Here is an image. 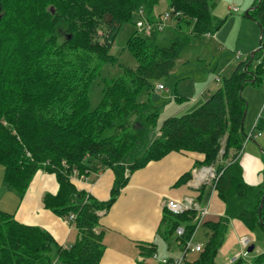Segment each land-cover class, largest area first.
<instances>
[{
	"label": "trees",
	"instance_id": "16d2710c",
	"mask_svg": "<svg viewBox=\"0 0 264 264\" xmlns=\"http://www.w3.org/2000/svg\"><path fill=\"white\" fill-rule=\"evenodd\" d=\"M159 2L0 0V165L5 170L4 182L24 195L39 171L55 174L59 191L45 195V207L65 221L75 215L72 226L78 234L75 244L66 249L46 231L22 225L14 215L0 211V264H100L105 252L104 232L99 230L101 214L109 211L134 172L173 153L201 155L203 160L195 163L194 170L213 167V185L226 207L225 218L204 222L202 228L209 231L204 250L198 259H185L184 264H218L216 258L232 220L242 222L250 232L264 233V183L247 184L240 164L248 110L243 90L264 82V34L262 49L252 62L251 55L240 61L201 106L166 119L160 127L151 91L171 75L190 35L212 36L222 29L226 20L213 14L216 5L212 0H170L171 11L178 14L174 22L179 33L171 46L157 44L159 32L143 38L136 33L128 49L138 68L120 65L125 71L121 78L101 81L102 67L117 64L112 49L123 24L141 11L156 22L153 13ZM251 9L252 21L264 30V0H256ZM186 27L193 28L191 34L184 32ZM99 84L105 86L103 99L93 110L91 94ZM135 116L144 123L131 129ZM117 121L126 124L119 127L121 134L110 135ZM155 129L161 132L159 138L154 136ZM99 168L112 169L116 176L106 202L79 191L71 181L74 170L83 176ZM191 179L189 172L179 184ZM204 190V186L198 190V200ZM165 212L164 222L170 225L167 236L176 235L178 227L185 228L184 236L177 237L184 253L195 233L198 213L174 216ZM141 248L147 257L156 254L155 247ZM231 264H244V260L238 258ZM254 264H264V253Z\"/></svg>",
	"mask_w": 264,
	"mask_h": 264
},
{
	"label": "crops",
	"instance_id": "0c3cea01",
	"mask_svg": "<svg viewBox=\"0 0 264 264\" xmlns=\"http://www.w3.org/2000/svg\"><path fill=\"white\" fill-rule=\"evenodd\" d=\"M239 53L242 54V52ZM219 82H221L220 79ZM204 95L202 93V97ZM197 101L199 100H194L195 103ZM261 106L264 112V100L258 104L259 108ZM183 110L185 109H176L173 116H177ZM254 116L255 114L251 120L252 126L255 123ZM245 126L246 122L244 132ZM256 130L257 128L250 133L256 138L244 144L240 155L244 179L251 186H261L264 183V143L260 142L262 134H258ZM250 144H252L251 148ZM202 160L203 157L199 154L173 153L159 162L150 163L130 176L127 185L120 191L109 211L101 214L99 230L104 232L105 252L100 264H162L164 261H176L183 258V249L177 239L174 242L169 238L171 236L166 235L170 230V225L169 222H164L165 211H167L164 204L168 200L183 202L187 198L193 199L199 208L208 209L209 214L205 222H218L226 217L225 204L219 199L213 180L205 181L200 187L195 183L194 165ZM206 168L208 167L204 166L200 170ZM189 172H192V179L184 185L179 184L180 179ZM207 172L205 171L203 176ZM115 179L114 171L109 168L102 170L99 168L83 176H71L76 189L100 202L110 199ZM202 186L205 190L202 199L198 200L200 195L198 190ZM58 191L59 184L56 175L47 171H39L27 192L24 195L19 193V197L14 202L16 206L0 211L14 215L15 220L22 225L46 231L60 246L69 249L77 240L76 229L48 210L44 204L45 195L54 196ZM202 229L204 228L201 227L197 231L193 242L204 246L207 235L204 234L205 239L199 238V232ZM204 230L207 234L209 233L207 229ZM257 232H250L242 222L232 220L225 243L216 258L217 263L231 264L241 258L244 264H254V259L262 254V249L257 248L254 243L258 242L264 246V241L259 240ZM244 238L250 241V245L255 246L253 256L252 253L244 256L247 250L242 245ZM142 246L155 247V256L147 257ZM199 254L189 252L185 259L194 261L198 259Z\"/></svg>",
	"mask_w": 264,
	"mask_h": 264
},
{
	"label": "rangeland",
	"instance_id": "374dc122",
	"mask_svg": "<svg viewBox=\"0 0 264 264\" xmlns=\"http://www.w3.org/2000/svg\"><path fill=\"white\" fill-rule=\"evenodd\" d=\"M212 1L216 5L213 14L219 19L226 20V22L222 29H220L215 35L201 37L190 35V43L180 53L175 69L168 78H165L160 82V84L164 86V90L158 91L156 88L157 84L152 89L150 99L152 104L159 109L157 127H160L166 119L175 117L173 114L178 108L185 109L177 115L182 116L191 113L193 110L201 106L205 102V98L211 96L221 87V82L217 83L216 79L219 78L222 81L224 77H229L236 65L240 61L246 60V58L259 47L261 35L260 28L254 21L246 17V13L252 8V5L256 0ZM232 8H237L238 12H234ZM171 14L170 0H160L159 4L154 9L153 16L156 21L162 19L166 26L164 31L160 32L157 41V44L162 48L170 47L172 41L179 34L176 31L177 24L173 19L165 21L166 16ZM143 18L144 17L141 15L135 14L131 21L123 24L115 38L112 49V55L117 60V64L114 66L105 65L102 67L101 81L104 79L111 81V79L121 78L125 71L120 65H124L131 70H136L138 68V61L128 49V42L136 33L142 38L146 37V33L137 28V24L144 21ZM147 20L149 19L147 18ZM192 30V27L188 30L186 27L184 32L191 34ZM239 52H242V57L241 59H236L235 56H237ZM102 84H99V86H97V84V87L92 91L91 105L93 110L99 106L103 99L102 91L105 86ZM202 93L205 94L203 97ZM243 97L248 104V116L246 117L244 132L247 137H245L244 144L256 138L255 135H250L255 128H257L256 131L258 134H262L260 142L264 143V112L262 106L260 108L258 107V104L264 100V82L258 87L250 85L246 86L243 90ZM177 98L185 100L178 101ZM195 99L199 101L195 103ZM146 100L147 98L142 99V102ZM254 114L255 123H253L252 126L251 120ZM143 123L144 120L141 117L139 118L135 116L131 119L129 127L131 129L139 128L138 126ZM123 124H126V122H115V126L110 132V135L114 133L121 134V129L119 127H123ZM156 130L158 129L154 130L155 138ZM127 133L128 131H126L125 134ZM152 138L153 136L151 135L150 139ZM151 141H153V139ZM249 146L251 148L252 144ZM206 169H210L212 174L215 175L213 167H208ZM4 171V167L0 165V210H9L16 206L14 202L20 194L4 182ZM196 171H198L199 176L201 170L199 169ZM213 179L212 177H209L205 181L208 182ZM257 233L259 240L264 241V233L260 230ZM204 234L207 235V232L202 229L199 232V238L201 240L205 239ZM169 238L173 239L175 242L177 235ZM254 245L257 248H261L262 253H264V246L258 242L254 243ZM254 254L255 252L252 253V256Z\"/></svg>",
	"mask_w": 264,
	"mask_h": 264
},
{
	"label": "built area",
	"instance_id": "2783aa9c",
	"mask_svg": "<svg viewBox=\"0 0 264 264\" xmlns=\"http://www.w3.org/2000/svg\"><path fill=\"white\" fill-rule=\"evenodd\" d=\"M232 10L234 12H238L237 8H232ZM139 15H141L144 21H141L137 24V28L146 33L147 35H150L152 32H163L165 29V23L162 21V19H160V21H156V22H151L150 20H147V16L145 15L144 11H141L139 13ZM178 16V14H174L172 11L171 15H167L165 21L168 20H174L176 19V17ZM242 56L241 53H239L236 57L240 58ZM217 82H219V79H216ZM157 90L161 91L164 90V86L159 84L157 85ZM155 135L156 138H159L161 136V132L159 130L155 131ZM251 137V136H250ZM205 171H208L205 176L204 173ZM73 175H79L78 172L74 171ZM195 177V183L197 186H201L206 179H208L209 177L215 178V175L212 174V172L207 169H203L199 172V176H198V171L194 172ZM165 209L171 213L174 216H181L184 215L187 212L190 211H197L198 216L196 218V230L194 235L192 236V238L188 241V243L185 245V251H184V257L186 256V254H188L189 252H197V253H201L204 250V246L200 245V244H194V237L197 233V231L203 226L206 217L208 216V209L207 208H199L196 203L193 201V199L187 198L185 199L183 202H178L175 200H168L167 202H165L164 204ZM76 216L75 215H71L69 220L66 221L70 226L73 225V222L75 221ZM73 227V226H72ZM185 234V228L184 227H178L176 230V235L177 237H183ZM242 245L245 247V249H248V247L250 246V241L247 238L242 239ZM248 252L246 250V252L244 253V256H248ZM181 258L178 259L176 261H174L173 264H184V260L185 258ZM162 264H169V261H164Z\"/></svg>",
	"mask_w": 264,
	"mask_h": 264
},
{
	"label": "water",
	"instance_id": "95a60500",
	"mask_svg": "<svg viewBox=\"0 0 264 264\" xmlns=\"http://www.w3.org/2000/svg\"><path fill=\"white\" fill-rule=\"evenodd\" d=\"M252 9H250L247 13H246V17L247 18H249V19H251V20H253V18L250 16V14H249V12L251 11ZM258 25V24H257ZM259 26V28H260V32H261V35H260V42H259V47H258V49L255 51V52H253L252 54H251V62L253 61V59H254V57H255V54L257 53V52H259V51H261V49H262V44H263V34H264V30H263V28H262V26L261 25H258ZM250 65V63L248 64V66ZM247 66V67H248ZM255 80H253V82H254ZM246 117H247V111L245 112V114H244V122L246 121ZM244 128V127H243ZM243 135H244V137H247L246 135H245V133L243 132ZM263 154H264V151H263ZM264 197H263V200H262V204H261V209H262V207H263V204H264ZM254 250H255V246L254 245H251V246H249L248 247V249H247V252H248V254H251V253H253L254 252Z\"/></svg>",
	"mask_w": 264,
	"mask_h": 264
}]
</instances>
